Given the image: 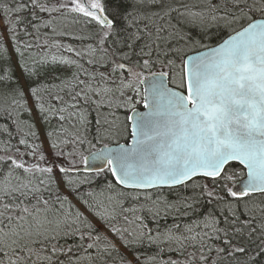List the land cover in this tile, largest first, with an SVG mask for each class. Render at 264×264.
I'll return each mask as SVG.
<instances>
[{
	"label": "snow or ice",
	"instance_id": "obj_1",
	"mask_svg": "<svg viewBox=\"0 0 264 264\" xmlns=\"http://www.w3.org/2000/svg\"><path fill=\"white\" fill-rule=\"evenodd\" d=\"M0 11V57L7 65L0 66V96L16 104L19 97L25 108L31 96L45 122L46 113L75 121L71 131L61 125L63 139L47 132L50 156L42 143L21 138L13 145V134L4 129L0 264H115L117 256L119 264H264V0H199L181 8L173 0H0ZM173 13L198 27L199 37L177 29ZM69 14L96 26L88 37L95 47L90 44L87 53L65 49L88 55L92 69L55 55L29 66L16 40L18 28L37 41L41 29L65 35L60 28ZM5 32L20 56V75L3 42ZM189 45L194 55L185 51ZM157 65L160 70L152 71ZM58 67L76 70L60 79ZM45 73L59 83L34 86L33 78ZM49 88L68 97H54L61 107L50 101L45 107L40 93ZM93 105L97 119L90 139ZM101 109L107 112L103 120ZM122 133L131 143L117 139L114 147L80 151ZM30 135L39 140L35 131ZM108 174L111 180L99 192L81 190ZM188 187L198 192H177L175 202L159 195ZM126 201L134 203L125 207ZM145 211L154 220L162 213L196 218L153 234L138 214ZM125 213L131 218L123 215L124 221L134 227L113 223ZM94 220L133 253L131 259ZM145 243L157 251L142 259L135 253Z\"/></svg>",
	"mask_w": 264,
	"mask_h": 264
},
{
	"label": "trees",
	"instance_id": "obj_2",
	"mask_svg": "<svg viewBox=\"0 0 264 264\" xmlns=\"http://www.w3.org/2000/svg\"><path fill=\"white\" fill-rule=\"evenodd\" d=\"M173 3L177 8H181V5H183V4H189V5L196 4V3H199V0H173ZM181 10H183V9H181ZM42 15H46V14H42ZM160 23H164V22L161 21ZM171 23L176 25L177 29H181V30H183V32H186L191 36L199 37V35H200V29L198 27L192 26L191 24L185 22L184 18L179 17L176 13L172 14ZM141 26H143V25H141ZM3 27H4L3 12L0 11V29H3ZM95 27L96 26L94 24H85L82 20H81V22H75L72 18V14H69L67 16V18L62 22V25L60 28V31L66 33L65 35H55L54 36L50 30L41 29V35H40L39 40L37 41L35 36L29 35L22 28H18L17 33H16V40L18 42V45H19L21 51L23 52V59L27 62V64L29 66H32L35 61H38L45 56H47L50 60L51 57L53 55H55L57 57L63 56V57L71 58L74 60H78L80 63H83L86 68H89L91 70L93 66L89 65L87 63V61H88V59H90V57L88 55H81L78 57L75 55V52H80L82 54H85L88 52V46L90 44L95 47V40L88 38L90 36V34L95 30ZM29 31H31V29H29ZM7 39H8V41H6ZM3 42L6 46V48L8 49V53L11 56L12 66L15 67V62L18 65V61L20 59V56L18 53L15 52L14 45L11 42L10 36L6 32L4 33ZM54 42L59 43L63 47H54L53 46ZM7 43L9 45H7ZM139 43H142V42H139ZM174 43H175V41H174ZM37 44H39L40 46L37 47L36 46ZM180 44L183 45V42H180ZM28 45H31V47H29ZM67 47H72L75 50V52L70 53V52L66 51L65 49ZM197 50H199V49H197ZM185 51L190 55V54L195 53L196 50H193L192 47L189 45V46L185 47ZM5 59L6 58L0 57V66H5V67L7 66L5 64ZM133 59L136 60L139 58L134 57ZM18 68H19V65H18ZM96 68L98 71H105V69L100 68L99 65H97ZM75 70L76 69L74 67H58L56 70V75H58L60 77V79L70 78L72 75V72ZM140 70L141 69H137V71H140ZM151 70L152 71L160 70L159 65L152 68ZM164 70H167V69H164ZM15 71H16V75H17L18 73H17L16 68H15ZM19 71H20V68H19ZM145 74L147 75L148 73L146 72ZM23 82L25 83L24 80H23ZM32 83L34 86H38L42 83H47V84L51 85L53 83H59V80H54L52 78L51 73H45L44 75H41L38 78H33ZM58 92H59V90L55 89V88H49L48 90L41 91L40 95L44 98L46 108L48 107L49 101L51 102V104L55 108L61 107V105L54 99V97L57 95ZM59 95L65 96L66 100L68 99V97L66 96V94L64 92H59ZM15 99L20 101V103L19 104L13 103V98L11 96H8L7 98H5L4 96H0V141H4V140L8 139L7 133L4 131V129H7L8 131H10L13 134V137H14V139L12 140L13 145H17L18 140L21 138L26 139L29 143H33V144L42 143L40 137H39V140H36L30 135V133L32 131H35L37 133V135L39 136L38 130H37V125H36V122L33 118L31 110L29 108L28 102H27V106L25 108V107L20 106L24 103L23 100H21L19 97H15ZM28 99H30L32 101L33 106L35 107L34 98L29 96ZM140 107H141V104H138L137 108H140ZM5 108H8L9 111L12 112L11 116H9L7 114V112L4 111ZM36 110L38 113L40 123L43 127V131H44L45 136H46L47 132L50 131V132H53L54 136H59L60 139H63L64 135L60 133V128H61L62 124L64 127L69 128L70 131L72 130L71 124L75 123L74 120L71 122H62L58 119L59 114H57V116H52V115L46 113V115H49V119L47 122H45V120L39 114L37 108H36ZM89 110H90L89 119L92 121V127H91V131L89 134V138L91 139L93 136H95V120L97 119V111H96L94 105L91 106ZM124 112H125V110H120V109L118 110V114L121 115V118H123ZM104 113H106V110L101 109L100 110V116L102 117L103 116L102 114H104ZM64 115H67V113H64ZM30 125L32 127H30ZM46 140H47V138H46ZM127 141H128V139L126 137L123 140L119 141V143L120 142H127ZM47 142H48V140H47ZM48 144H49V142H48ZM93 144L95 145V148H90V146L88 144H85V145L80 146V151L83 152L84 155H88L90 150H95L97 148H100L104 144L112 145V144H115V142H111L108 139H106V140L101 141L100 143H97L96 140H93ZM19 147L21 148L22 151H25V152L31 151L30 149L25 148V146H23V145H19ZM71 148H72L71 145L67 146V150H71ZM48 154L50 156V154H51L50 151L48 152ZM27 159L31 160L32 157L29 156V157H27ZM237 167H239V166L237 165ZM107 180H111L110 174H108L107 177L102 176L98 179H95L93 181V183H91V184L83 185L81 190L82 191H88L90 189H94L97 192H99L100 189L104 187ZM177 192H179L181 195H184V196H192L195 192H198V189L194 190L192 187L179 188V189L172 190V191H169L166 189V190H162V192L159 193V195L166 198L168 202H175L178 199ZM100 199H104V197H100ZM75 202L76 201L74 200L73 203L76 205ZM107 203L108 202L105 200V204H107ZM132 203H134V202H127L126 201L125 207L132 206ZM77 204H79V203H77ZM79 205L84 209V207L81 204H79ZM201 211H206V209H201ZM138 214L145 217L144 222L148 225V227L150 229L153 230V234H155V232L157 230L163 231L165 228L170 227L173 223L179 222V223L183 224L184 222H190L192 219L196 218V215L193 214L191 216L179 217L178 219H174V217L172 215L164 216L162 213L161 217L154 220V219H152L151 215L149 213H147L146 211L142 212V213H138ZM123 215H129L131 218V214H127V213L120 214V215H118L117 219L115 221H113V223L117 227H129V228L134 227L135 225H128L124 221ZM96 222L99 224L98 228H100L102 232L104 231V232L108 233L107 229L102 224H100L99 221H96ZM108 234H111V233H108ZM118 249L120 251V248H118ZM156 251H157V248L155 245L149 246L147 243H145L142 247H140L136 250L135 254L141 255L142 259H145L148 256L154 255L156 253ZM128 254L130 256H133L132 252H128ZM113 255L115 256L116 254L113 253ZM115 264H119V257L118 256L116 258Z\"/></svg>",
	"mask_w": 264,
	"mask_h": 264
},
{
	"label": "rangeland",
	"instance_id": "obj_3",
	"mask_svg": "<svg viewBox=\"0 0 264 264\" xmlns=\"http://www.w3.org/2000/svg\"><path fill=\"white\" fill-rule=\"evenodd\" d=\"M6 41H8V39H7ZM7 45H9V44L7 43ZM188 48H189V47H188ZM15 68H16L17 73H18L17 75H20L21 72L19 71V68H18V65H17L16 62H15ZM21 83L24 84L23 79H21ZM28 98H29V97H28ZM137 99H139V97H137ZM28 105H29V108H30L31 113H32V115H33V118H34V120H35V122H36L37 130H38V134H39V137H40V139H41V141H42L43 148L45 149V151L49 152V151H50V145L48 144V142H47V140H46V136H45V134H44L43 127H42V125H41V123H40V120H39V117H38L37 110H36V108L33 106V103H32V101H31L30 99H28ZM120 110H125V109L121 108ZM106 114H107V112L104 113V114H102L103 116H102V117L100 116V119L103 120V117H104ZM126 137H128V135L125 134V133H122L119 137H110L108 140L111 141V142H115L117 139H118L119 141H121V140H123V139L126 138ZM73 202H74V200H73ZM75 203H76V206H77L81 211H84V209H83L79 204H77V202H75ZM85 214H86V215H89V218L92 219V217L90 216V214H88L87 212H86ZM93 222L97 225V227H99V224H98L95 220H94ZM103 232H104V231H103ZM104 233H105L106 235H108L110 238L113 239V241H114V242L116 243V245H117V248H120L121 253H123L124 255H126V256H127L128 258H130V259L132 258V256H130V255L128 254V252L123 248V246H122V244L120 243V241L118 240V238L112 236V234H108V233H106V232H104Z\"/></svg>",
	"mask_w": 264,
	"mask_h": 264
},
{
	"label": "water",
	"instance_id": "obj_4",
	"mask_svg": "<svg viewBox=\"0 0 264 264\" xmlns=\"http://www.w3.org/2000/svg\"><path fill=\"white\" fill-rule=\"evenodd\" d=\"M195 53H193V54H190V55H194ZM140 110V109H139ZM141 111H144V109H143V105H142V109H141ZM125 143H131V139H130V137H129V140L127 141V142H122L121 144H125ZM109 146H112V147H114L115 146V144H113V145H109Z\"/></svg>",
	"mask_w": 264,
	"mask_h": 264
}]
</instances>
